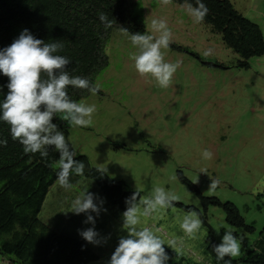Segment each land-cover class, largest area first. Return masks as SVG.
Here are the masks:
<instances>
[{
  "label": "rangeland",
  "instance_id": "374dc122",
  "mask_svg": "<svg viewBox=\"0 0 264 264\" xmlns=\"http://www.w3.org/2000/svg\"><path fill=\"white\" fill-rule=\"evenodd\" d=\"M135 1L131 14L145 20L148 34L159 36L152 28L153 19L167 22L172 38L170 46L161 51L166 62L181 60L182 64L169 87H159L150 74L141 76L135 69L130 55L138 49L130 36L112 28L105 47L108 64L93 77L102 90L95 95L90 92L80 101L95 104L97 110L88 127L68 124L70 149L73 145L78 155L87 156L95 167L107 168L114 180L125 182L130 191L142 196L162 187L179 197L177 203L203 212L200 199L179 182L177 172L181 171L205 197L234 204L246 223L255 226L253 234L230 226L218 207H209L206 216L219 243L227 229L243 237L240 255L232 257L243 264L264 228V57L251 59L249 69H239L241 58L224 45L221 35L204 22L194 23L180 4ZM231 1L243 16L264 28V0ZM178 46L190 53L179 51ZM208 48L213 52L205 56ZM205 149L213 153L211 159L203 158ZM212 179L219 180L215 189H210ZM70 182L71 189L57 183L50 189L40 219L55 230L66 225V234L83 239L79 230L88 227L87 214H74L70 204L86 189L95 194L98 199L94 202L104 203L99 216L91 215L96 216L98 238H106V242L91 243L103 258L102 263L93 264H109L108 257L111 259L120 238L128 235L124 218L93 181L70 177ZM69 212L73 215L68 216ZM185 213L176 206L158 209L150 216L141 215L137 228L160 229L167 263L215 264L205 252L208 230L202 225L193 238L180 228L178 218ZM172 238L182 246L169 247Z\"/></svg>",
  "mask_w": 264,
  "mask_h": 264
},
{
  "label": "trees",
  "instance_id": "16d2710c",
  "mask_svg": "<svg viewBox=\"0 0 264 264\" xmlns=\"http://www.w3.org/2000/svg\"><path fill=\"white\" fill-rule=\"evenodd\" d=\"M171 1L180 5L185 2ZM188 2L195 5V0ZM202 2L209 9L203 22L221 35L224 45L241 58L237 68L249 69L251 59L264 56L261 27L243 16L231 0ZM134 6L135 0H0V50L9 47L24 29H28L35 38L46 43L62 42L64 47L57 54L70 58L66 70L72 76L86 77L93 82L94 75L108 64L105 47L112 28H124L131 34H148L145 20L131 14ZM100 12L114 21L111 28H105L101 23ZM177 49L190 53L184 47ZM193 55L200 59L198 54ZM42 78H45L43 74ZM8 83L9 78L0 72V104L9 92ZM68 93L79 103L90 92L70 86ZM56 115L52 122L68 141V122L60 118L62 114ZM0 139H7V146H0V259L5 258L12 264H89L98 261L100 257L83 240L60 233L40 219L47 195L56 184L59 152L50 146L47 157H42L39 152L25 154L23 145L11 138L10 125L2 120ZM74 159L85 164L84 176L73 174L70 177L93 181L108 203L123 216L127 210L126 200L135 192L130 191L125 182L114 180L107 173L101 174L100 168L93 166L87 156L77 154ZM177 178L202 203L203 212L182 203L174 202V206L200 213L202 225L208 230L207 256L215 264H238L232 257L217 261L213 245L220 243L206 213L209 207H218L224 211L230 226L248 234L255 232V226L246 223L234 204L205 197L181 171L177 172ZM259 236L255 248L241 261L243 264H264V228Z\"/></svg>",
  "mask_w": 264,
  "mask_h": 264
},
{
  "label": "clouds",
  "instance_id": "9594fccd",
  "mask_svg": "<svg viewBox=\"0 0 264 264\" xmlns=\"http://www.w3.org/2000/svg\"><path fill=\"white\" fill-rule=\"evenodd\" d=\"M161 3L167 5L171 0H161ZM180 7L194 23L203 22L209 11L202 0H195V5L185 0ZM98 17L105 28L113 26L114 21L110 20L106 13L100 12ZM151 23L153 30L159 33L158 37L147 33L130 34L124 28L120 30L130 36L131 43L138 49L137 53L130 55L137 72L141 76L150 74L159 87L167 88L182 61H165L161 49L170 46L171 29L163 19H153ZM63 47L60 41L46 43L35 38L28 29H24L9 47L0 50V72L9 78V92L5 101L0 104V120L10 125L11 138L23 145L25 154L39 152L42 157H47L48 147L54 146L60 154L56 162V183L60 188L68 190L72 188L70 176L74 174L83 177L85 164L74 159L77 155L75 147L71 145L70 149L64 133L52 122L53 117L60 113V118L70 126H90L92 116L97 110L96 105L72 100L68 88L71 86L75 89H86L93 95L102 89L99 83H94L86 77L70 75L66 70L71 63L70 58L57 54ZM212 52L213 49L208 48L203 54L209 56ZM42 74L45 78H42ZM0 146H7V139H0ZM202 155L205 159H211L213 153L205 149ZM98 171L104 174L107 168ZM218 184V179H212L210 189H215ZM97 199L95 194L86 189L70 204L71 212L77 215L87 214L85 223L93 224V227L79 230V234L94 245H99L102 240L106 242V238H98L99 233L94 228L95 219L91 215L96 213L99 216L102 210L104 201L100 200L97 204L94 202ZM178 200L177 195L162 187L154 188L148 196H142L138 191L133 193L126 200L127 210L123 213V228L127 230L128 235L120 238L109 264H167L169 256L164 248L165 241L158 235L160 229L153 230L148 226L138 229L137 225L141 215L150 216L158 209L173 208L174 202ZM178 219L185 235L193 238L203 223L200 213L195 210ZM234 233L232 229L225 230L221 243L213 245L218 262L224 261L225 257L240 255L243 237ZM178 244L182 246V242L172 238L167 245L176 250ZM3 259L6 260L1 258L0 262Z\"/></svg>",
  "mask_w": 264,
  "mask_h": 264
},
{
  "label": "bare ground",
  "instance_id": "6f19581e",
  "mask_svg": "<svg viewBox=\"0 0 264 264\" xmlns=\"http://www.w3.org/2000/svg\"><path fill=\"white\" fill-rule=\"evenodd\" d=\"M249 20H251V19H249ZM252 21V20H251ZM254 21V20H253ZM260 27H261V29H262V31H263V34H264V28H263V26H261L260 25V22H258V21H255ZM264 57V56H263ZM263 76V75H262ZM72 216L73 215V213H71V212H69V214H68V216ZM96 216H94V218H95ZM65 220H68V221H70V219H65ZM47 224V223H46ZM48 226H50L49 224H47ZM86 225H88V227H85V228H81L82 230H85V229H87V228H90V227H93V224H91V223H87ZM65 226L66 225H63L62 226V229L61 230H57L58 232H60V233H64V234H66L65 232H67V229L65 228ZM51 227V226H50ZM52 228V227H51ZM65 228V229H64ZM66 235H68V234H66ZM68 236H70V235H68ZM72 237H75V236H72ZM76 238H78V237H76ZM78 239H81V238H78ZM81 240H83L84 242H86L89 246H90V248L93 250V248H92V246H91V243H89V242H87L85 239H81ZM94 252H96L95 250H93ZM96 254L100 257V259L98 260V261H96V262H92V263H89V264H93V263H98L100 260H102L103 258L101 257V255L99 254V253H97L96 252ZM1 262H2V264H12L10 261H7V260H1Z\"/></svg>",
  "mask_w": 264,
  "mask_h": 264
}]
</instances>
